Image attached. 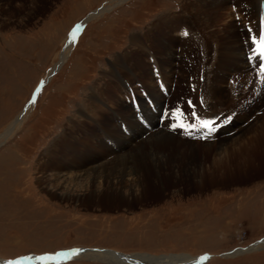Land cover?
Here are the masks:
<instances>
[{
	"label": "rangeland",
	"instance_id": "374dc122",
	"mask_svg": "<svg viewBox=\"0 0 264 264\" xmlns=\"http://www.w3.org/2000/svg\"><path fill=\"white\" fill-rule=\"evenodd\" d=\"M186 1L0 0L2 260L42 256L70 248H91L126 255L191 254L208 258L200 264H264V243L260 241L264 240V165L259 166L258 176L227 184L222 183L225 176L220 173L209 176L213 160H204V174H201L202 167L195 172V162L184 161L180 151L188 153L189 144L183 147L182 142L180 147L178 139H203L199 134L190 137L181 130L173 131L168 126L169 121L162 119L166 109L188 107L190 99L184 95V87L187 89L195 76L186 72L185 79L175 78L172 92L182 88L174 97L162 87L154 58H150L151 73L155 76L152 85L175 100L161 104L160 100L152 103L145 98L148 110L139 113L136 101L126 97L127 101L119 108L116 105V109L133 108V112L128 113L131 122L123 121L114 111L104 113L108 105L114 107L103 90L112 78L111 71L122 64L127 68L131 66V51L135 48L141 46L146 52L151 51L152 43L158 38L154 24L162 16L184 11ZM104 7L109 9L92 17L94 11ZM236 7L222 11L231 12L232 19L242 28ZM244 12L249 16L250 7ZM226 20L227 17H221L217 27L221 28ZM84 21L87 24L69 49L72 30ZM240 31L243 32V28ZM134 36L138 38L135 42ZM249 52L247 50V54ZM63 53L68 54L67 59L50 76ZM250 71L248 76L257 78L254 71ZM47 76L46 84L36 90ZM227 84L230 85V81ZM227 91L231 93L230 88ZM138 93L147 96L141 88ZM118 95L123 99V92ZM263 110L264 102L255 100L242 107V115L234 121L246 126L241 132L242 137H247L241 143L246 150L242 159L247 158L248 152L250 155L258 150L264 152V144L258 145V138L264 137L263 120H260ZM84 113L91 119L82 115ZM17 117L19 121L6 132ZM97 117L100 119H95ZM232 121V118L227 120L229 130ZM94 122L107 124L108 130L99 129ZM154 133L173 137L166 145H153L152 150L146 147L137 150L136 155L120 154L128 149H119L122 144L132 143L133 146ZM216 135L211 138L220 137ZM110 136L114 141L109 140ZM64 141L69 148L68 156L63 153ZM174 153L183 157L170 158ZM195 153H199L198 150ZM152 155V158L158 155V159H150L151 170L160 166L162 170H174L177 175L179 170L180 177L162 174L159 179L153 171L151 177L144 176L145 168L136 161L147 162ZM230 155L226 161L232 157ZM51 157L59 161V166L49 164ZM198 158L201 161L200 155ZM211 178L214 181L210 182ZM254 243L259 247L227 254ZM47 264L114 263L79 256Z\"/></svg>",
	"mask_w": 264,
	"mask_h": 264
},
{
	"label": "bare ground",
	"instance_id": "6f19581e",
	"mask_svg": "<svg viewBox=\"0 0 264 264\" xmlns=\"http://www.w3.org/2000/svg\"><path fill=\"white\" fill-rule=\"evenodd\" d=\"M261 1L262 0H191V1L187 0L186 3H184L185 10L179 13L178 15H173L174 17H177L176 20H174V17L172 15H166L160 17V19L154 24L158 32V38L154 41V43H152V50L151 51L149 50L148 53L146 52V48H143L141 46L135 48L134 50L131 51V61H132L131 66L127 68V66L122 64L119 69H116L114 67V70L111 71L112 78L108 79L107 85H105V88L103 90L106 94L109 95L110 103H112L114 107L111 108V106L108 105V109H105L106 112L104 111L103 112L106 114H110L111 112L114 111L116 116H118L123 121L126 120L131 122L132 117L129 116L128 113L133 112V108H128V110L124 108L126 111L116 109L117 107L119 108V106H122L121 104H124L125 101H127L126 97L131 98V101L132 100L136 101L134 103L136 104V110L139 113H142L144 109H147V103H148L147 101L155 103L158 100H160L161 101L160 103L163 104L170 102V100L171 101L175 100L174 98L173 99L167 98V96L158 89L157 85L156 86L152 85L154 84L153 82L155 76L153 72L151 73L152 70L151 68L153 66L150 65V61H149L150 58H154L153 61L155 64L154 67L157 70V73L156 71L155 73L158 75L157 78L161 80L162 87H165L167 91L169 90L170 93H173L174 97H177L180 88L182 87H180V85L177 84L178 85L177 89L180 87L179 90L175 89L176 91L172 92L173 83L178 79H183L184 78L183 75L186 72H190V76L192 77L195 76V79L193 78V80L189 81L187 89L186 87H184L186 90V92L185 91L183 92L184 95L189 96L190 101L194 105H196L198 113L209 118L219 116L220 122H223V126L220 127L214 133L220 136L218 139L213 140L211 137L205 141L204 139L201 141H190L185 138H184L185 140L178 139V141L180 142L179 143L180 147L182 146V142L184 144L183 147L185 145L188 146L189 144V149L191 151V152L188 151V153H186L184 152V150H180L184 155V157L182 156L183 160L190 161V159H192L195 162L193 168L195 172H197L199 168L202 167L201 174L205 173L203 172L204 160H209L210 162L213 160L211 162V167H210L212 168L211 169L212 171L210 172L208 171L209 176H213L217 173H220V176H225L222 180H221L222 177L218 178L222 181V183H226L228 181H235L237 179L241 180V178L243 179L251 176L252 177L258 176L260 174L259 166L264 165V152L262 150H258L253 155H250V152H248L247 158L242 159V155L246 153V150L245 147L243 148L241 147V143H243L242 140L245 142V139L247 137H242L241 132L246 130V126L243 127V125L240 122L237 123L234 121L237 118V116L242 115L241 114L242 107L247 106L248 103L253 102L255 100L258 101L259 99H261L264 102V83H261V77L258 75L257 71H255L254 69H250L253 68V64H254V61L249 59L251 48L254 47V45H252L251 41H248L249 27L252 29L253 33L258 34L257 29L258 26L260 25ZM234 5H237L236 8H237V12H239L238 15L241 16V21H242L241 27L243 28V32L240 31L242 30V28L239 27L238 22L232 19L231 12L222 11ZM248 7H250L251 9V14L249 16H247L244 12V9ZM108 9L109 8L107 7L101 8L97 11H94L91 15L92 17H95L99 14H102L104 11ZM223 16L227 17V20L225 24L224 25L222 24L223 26L219 28L217 27V25L218 22H220L221 17ZM88 18L90 19L91 17ZM251 19L253 20V22L250 21ZM82 23L84 24L85 21ZM82 23L78 24V26H80L79 30L76 32V37L74 42L69 43L68 45L69 49H71L72 46L75 44L77 35L80 29L83 27L81 26ZM208 28H210L208 32H205L206 31L205 29ZM74 29L72 30V32L74 31ZM185 31H187L189 35L185 36L183 34ZM198 31L200 33H198ZM197 34L199 35L197 36ZM133 40L134 42L138 40L137 36H134ZM246 41L248 42L246 43ZM147 44H149V42ZM247 50H250L248 54H247ZM66 53H63L61 59L59 60L58 64H56V66L54 67L53 69L54 71H52L50 76L53 75L55 73V70L58 69L67 59L68 54ZM145 55H147L146 59L144 58ZM126 58L125 60H128ZM190 64L192 65L191 68H190ZM149 70L150 73L148 74L147 72H149ZM250 70L254 71V75H256L257 78H255L254 76L253 78H250L248 76L251 73ZM228 81H230V85L227 84ZM136 82H138L139 84L135 85ZM139 88H141L143 92L146 91L147 94L146 97L138 93ZM228 88H230L231 90L230 94H228L227 91ZM119 92H123V99L118 95ZM145 98L147 100L146 101L147 103L144 100ZM201 99L203 100V104H201ZM158 106L161 107L159 103ZM181 109H183L185 112L188 111V107L185 108L184 105L182 106ZM82 115H85L86 118H89L88 115L85 113ZM19 117H17L12 121L6 132H8L13 128L14 124L19 121ZM229 117L233 119L230 130L228 129V125H226L228 120L227 118ZM95 119L98 120L100 118L97 117ZM260 120H263V125H264V116H261ZM94 123L98 124L99 129L108 130L107 124L101 122H94ZM124 125L126 126L127 123H125ZM232 130L233 132L229 133ZM4 135H6V133H4ZM111 137L112 136L109 137V140L114 141V139ZM170 137L173 136L167 133H163V135L159 133L156 134L154 133V135H152L151 138L149 137L146 140L142 139L143 142L136 143L133 146L132 143L122 144V148L119 147V149H123V148L124 149L128 148V149H126L124 153H120V154H127L128 156L136 155L135 153L137 150H144L146 147H149L152 150L153 145L157 147V145L159 146L161 143H165V145L167 143H170L169 142ZM63 144H64L63 153L68 156L67 153L69 151V148L65 146L66 141H64ZM137 144L139 145L136 148H133ZM262 144H264V137L258 138V145H262ZM200 146L202 147V149ZM87 150L90 151L92 149H87ZM195 150H198L200 154L195 153ZM212 150H216L215 152L216 154L214 153L215 155L213 154ZM228 154H232L230 155L232 157H230L229 161H226L227 160L226 157ZM127 155L126 156L122 155V156L128 157ZM199 155L201 161H199L198 158ZM157 156L155 157L157 158ZM92 157L95 158V155ZM152 157L153 155L151 157H148V160H146L147 162L144 161L145 163L142 161L141 162L136 161L137 163H139L138 166L145 168L144 176L151 177L153 173L156 175L155 177L160 179L162 174H167L169 177L170 176L177 177L180 175L181 172L179 170L177 172L178 173L177 175L174 170L173 172L168 170H162L161 168H159L160 166L158 168L154 166L156 168L155 171L151 170L153 168V167L151 168L153 164L150 166L149 161L150 159L152 160L156 159ZM182 157H180L179 155L177 156V154L174 153L170 158H182ZM79 160H80V155H79ZM78 161H76V163H78ZM49 164L50 165L58 164L59 166V161H57L55 157L54 158L51 157V161L49 162ZM184 166L186 167V165ZM187 169H183L182 171H186ZM141 175L143 176V172L141 173ZM189 177H191V175H189ZM206 177L205 179L208 180V177L207 178ZM187 180H191V178ZM209 180H211L210 182L214 181L212 180V178ZM195 184L196 182L194 183V185ZM203 186L206 185L203 184ZM260 241L264 243V240H260ZM258 247H259L258 243H254L251 246L247 247L246 250L245 248L241 247L231 251L230 253L232 254L242 253L247 250H252ZM76 250H79L78 254L76 252H71L73 257L87 256L89 258H98L100 260L112 262L114 264H200V263H204L208 259V258H204L203 256H193L191 254L152 255L149 253H136V254L133 253L131 255H126L115 252V250H108V249L96 250L91 248H82ZM73 251H75V249H73ZM201 257H203L204 259L201 260ZM6 262L7 261H4L0 258V264H6ZM36 263L41 264L40 261H36V260L25 261V264H36Z\"/></svg>",
	"mask_w": 264,
	"mask_h": 264
},
{
	"label": "snow or ice",
	"instance_id": "6c2138e0",
	"mask_svg": "<svg viewBox=\"0 0 264 264\" xmlns=\"http://www.w3.org/2000/svg\"><path fill=\"white\" fill-rule=\"evenodd\" d=\"M239 19V16H237ZM80 26L71 33L70 42H74L76 37V32L79 30ZM249 37L248 41H251L254 47L251 48V53L249 59L254 61L253 68L257 71L258 75L261 77V83H264V19L261 20V24L258 26L257 32L253 33L252 29L248 28ZM185 36L189 35L187 31L183 33ZM246 41V43L248 42ZM188 111L185 112L181 108L166 109L162 114V119L169 121L168 126L173 130H181L182 134L188 135L190 137H195L199 134L202 139H209L213 134L223 126V122H220V117H205L197 112L196 105L191 101H188ZM201 104L203 100L201 99ZM230 121V117L227 118ZM78 254L79 250H75ZM72 253H55L46 254L39 257H23L17 260H9L6 264H25V261L36 260L40 261L41 264H47L48 261L57 260L60 257L68 258ZM204 259L201 257V260Z\"/></svg>",
	"mask_w": 264,
	"mask_h": 264
},
{
	"label": "water",
	"instance_id": "95a60500",
	"mask_svg": "<svg viewBox=\"0 0 264 264\" xmlns=\"http://www.w3.org/2000/svg\"><path fill=\"white\" fill-rule=\"evenodd\" d=\"M80 34V31H79V33H78V35ZM78 35H77V37H78ZM56 71V70H55ZM82 249V248H81ZM247 249V247H245V250ZM71 252H75V251H73V250H65V251H63V253H71ZM231 252V251H230ZM230 252L229 253H227V254H230ZM74 255V254H73ZM70 258H73V256H72V254L68 257V258H65V257H60V258H58L57 260H61V259H70ZM10 260H13V259H10ZM6 261H7V259H6ZM53 261H56V260H53ZM53 261H49V262H53Z\"/></svg>",
	"mask_w": 264,
	"mask_h": 264
}]
</instances>
